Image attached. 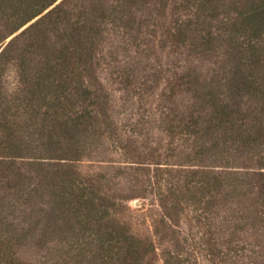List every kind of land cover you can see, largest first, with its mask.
Returning <instances> with one entry per match:
<instances>
[{"label": "trees", "instance_id": "trees-1", "mask_svg": "<svg viewBox=\"0 0 264 264\" xmlns=\"http://www.w3.org/2000/svg\"><path fill=\"white\" fill-rule=\"evenodd\" d=\"M158 258L264 264V0H0V264Z\"/></svg>", "mask_w": 264, "mask_h": 264}, {"label": "rangeland", "instance_id": "rangeland-1", "mask_svg": "<svg viewBox=\"0 0 264 264\" xmlns=\"http://www.w3.org/2000/svg\"><path fill=\"white\" fill-rule=\"evenodd\" d=\"M193 65L196 66V67H200V66H201V68H202V67L206 66L207 63H206V62H202V63L198 64L197 62H194ZM112 88L115 89L114 85H113ZM122 97H123V96H122L120 93H116V92H115V93L113 94V99H112V100H113V103H115V105H120V103H121L120 101L123 102ZM96 165H97V163H89L88 161H86V162L84 163V165H82V167H83V168L97 167ZM142 204H148V201H143V200H140V199H132V200L128 203V205H129V207H130V209H131L132 211L139 210ZM148 213H149V212H147V214H145V215H146V216H150ZM247 238H248V240L251 242V244H255L256 246H261V244L258 243V239H254V238H256V237H254L253 235H250V236H248ZM255 250L257 251L258 249L255 247ZM28 256H29V255H28ZM156 264H161V261H160L159 258L156 259Z\"/></svg>", "mask_w": 264, "mask_h": 264}]
</instances>
